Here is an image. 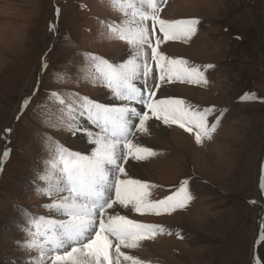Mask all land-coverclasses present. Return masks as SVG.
Returning <instances> with one entry per match:
<instances>
[{
	"label": "rangeland",
	"instance_id": "1",
	"mask_svg": "<svg viewBox=\"0 0 264 264\" xmlns=\"http://www.w3.org/2000/svg\"><path fill=\"white\" fill-rule=\"evenodd\" d=\"M156 3L160 19L196 18L199 23L190 37L168 40L158 22L152 34V23L146 21L152 46L169 59L186 60V67H199L207 81L174 79L161 85V91L184 100L192 110L215 106L220 122L211 139L204 137L201 143L195 139L198 129L165 125L167 134L149 146L156 155L125 165L128 177L154 185L149 200L174 194L185 180L192 200L170 214L106 210L166 229L136 249L121 246V251L145 264H254V256L264 264L259 239L264 225V192L259 186L264 177V0ZM132 11L125 16L112 0H0V264H34L40 255L24 247L32 239L26 231L30 218H65L45 207L55 194H42L58 179L52 167L55 148L59 144L91 154L78 141L85 138L83 132L70 127L95 130L88 116L81 115L78 96L120 105L111 90L95 80L96 62L90 56L115 65L134 55L131 45L110 30L134 28ZM146 51L152 68L148 87L155 89L159 69L151 49L146 46ZM139 81L143 85V79ZM161 91L155 98H161ZM246 94L255 99H241ZM139 109L149 111L143 105ZM153 117L150 120L156 121ZM174 129L182 136H174ZM120 264L130 262L121 258Z\"/></svg>",
	"mask_w": 264,
	"mask_h": 264
},
{
	"label": "snow or ice",
	"instance_id": "2",
	"mask_svg": "<svg viewBox=\"0 0 264 264\" xmlns=\"http://www.w3.org/2000/svg\"><path fill=\"white\" fill-rule=\"evenodd\" d=\"M138 3L140 8H137L134 0H112L113 7L125 16L129 14V9L133 10L134 28L112 27L110 30L131 45L134 55L126 63L115 65L95 56H90V59L96 62L98 76L95 80L110 89L121 103L108 106L88 97L80 98L77 94L81 101V115L86 114L96 130L78 124L70 127L82 131L86 141L95 147L90 155H84L56 145L57 160L52 167L58 171V179L54 188H45L42 194H55L56 199L45 207L65 218H30L26 231L32 239L25 241L24 247L40 253L34 258V264H120L121 258L130 264H145L139 258L122 252L121 246L136 249L141 241L154 239L166 229L161 225L129 219L119 213L109 214L106 210L115 212L116 208H122L141 214H170L185 208L192 200L187 190L188 180L183 181L174 194L161 200H149V190L154 185L128 177L125 169L126 164L146 161L156 155L153 149L140 143L141 137L151 134L149 112L165 125L180 124L187 127L189 132L193 128L198 129L195 132L197 143H201L204 137L211 139L220 122L217 118L210 126L208 124V117L216 111L215 106L192 110V106L184 100L165 97L163 91L161 98H155L161 85L174 79H183L192 84L207 81L199 67H186V60L169 59L152 46L146 21L152 23V34L158 22L164 38L172 40L193 35L199 20L192 18L169 22L159 18L156 0H138ZM144 5L151 11L144 10ZM160 43L157 38L156 45ZM146 46L151 49V59L159 69V82L155 84V89L148 87L147 78L152 68L148 63ZM44 67L46 69L47 64ZM141 79L143 85L138 87L135 82ZM241 99H255V96L246 94ZM60 102L63 103V100ZM137 104L149 111L138 110ZM72 111L69 107L70 118H73ZM9 151H5V157ZM41 179L48 180L49 177L42 176ZM259 186L264 192V177ZM259 239L264 243V225L261 226ZM114 241L115 258L111 253ZM253 259L254 264H260L257 257Z\"/></svg>",
	"mask_w": 264,
	"mask_h": 264
},
{
	"label": "bare ground",
	"instance_id": "3",
	"mask_svg": "<svg viewBox=\"0 0 264 264\" xmlns=\"http://www.w3.org/2000/svg\"><path fill=\"white\" fill-rule=\"evenodd\" d=\"M185 5V4H184ZM130 55H131V53H129V54H127L126 55V57H125V59L123 60V61H125V62H127V60L128 59H131V57H130ZM136 84H137V86L138 87H141L142 86V83L138 80V81H136L135 82ZM162 89H160V91H161ZM165 91V90H164ZM171 92V91H170ZM170 92H168V94H170ZM157 94V93H156ZM172 95V94H171ZM136 107H137V109L138 110H140L139 109V107H140V105L139 104H137V105H135ZM150 113V112H149ZM150 115V117L152 116L151 114H149ZM154 118V117H153ZM156 121H152V120H149L148 121V125H149V128H150V136H145V137H141L140 138V143L142 144V145H144V146H146V147H149V146H154L155 144H157L159 141H160V139L162 138V136H163V134L166 132V134H167V132H168V129L167 128H165L164 126H165V124H163L160 120H158L157 118H154ZM160 122V123H158V122ZM138 122V121H137ZM95 130H96V126H95ZM175 130V129H174ZM174 133H173V135L174 134H177V135H181V134H179L176 130L175 131H173ZM169 134H170V130H169ZM174 136H176V135H174ZM182 136V135H181ZM186 137V136H185ZM171 138V137H170ZM187 139V138H186ZM78 141H79V143L82 145V146H84L85 148H87L88 150H93L94 149V147H95V145L94 144H91V143H88L87 141H86V138H84V139H81V137H79V139H78ZM180 161V160H179ZM141 165V164H140ZM170 165V164H169ZM139 170V169H138ZM174 183V182H173ZM177 187V186H176ZM170 189H172V188H170ZM170 193V192H169ZM162 194V193H161ZM156 198V197H155ZM204 200H207V199H204ZM157 242V241H156ZM165 242H167V241H165ZM155 246V245H154Z\"/></svg>",
	"mask_w": 264,
	"mask_h": 264
},
{
	"label": "trees",
	"instance_id": "4",
	"mask_svg": "<svg viewBox=\"0 0 264 264\" xmlns=\"http://www.w3.org/2000/svg\"><path fill=\"white\" fill-rule=\"evenodd\" d=\"M250 1V0H249Z\"/></svg>",
	"mask_w": 264,
	"mask_h": 264
}]
</instances>
